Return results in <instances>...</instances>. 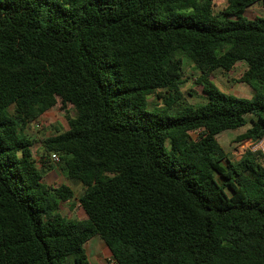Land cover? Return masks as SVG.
Returning a JSON list of instances; mask_svg holds the SVG:
<instances>
[{
    "label": "trees",
    "instance_id": "16d2710c",
    "mask_svg": "<svg viewBox=\"0 0 264 264\" xmlns=\"http://www.w3.org/2000/svg\"><path fill=\"white\" fill-rule=\"evenodd\" d=\"M225 1L217 15L213 0H0V264H90L95 236L118 264H264L262 155L234 162L218 141L264 137V17L245 16L264 0ZM239 62L251 98L211 79ZM59 100L69 129L40 156L77 198L44 181L25 133ZM75 198L85 220L61 212Z\"/></svg>",
    "mask_w": 264,
    "mask_h": 264
},
{
    "label": "rangeland",
    "instance_id": "374dc122",
    "mask_svg": "<svg viewBox=\"0 0 264 264\" xmlns=\"http://www.w3.org/2000/svg\"><path fill=\"white\" fill-rule=\"evenodd\" d=\"M214 3V12L217 15H220L222 9L226 6L225 0H213ZM247 14L245 15L248 19H255L256 17H264V6L261 4H255L250 7ZM247 66L245 63H239L232 71L225 72L223 70H217L213 73L211 79L214 83L223 91L228 94H235L237 97L248 98L244 96L251 95L253 96L254 92L252 89L245 85L238 83L237 80L243 75L246 71ZM201 72L195 68V66L184 57V78L183 84L181 86V91L184 96V100L187 104H191L194 107H198L206 103V95L202 91V87L197 83V78L200 76ZM245 88V90L243 89ZM149 105L151 108L155 105L160 104L161 102L156 98V95H151L148 98ZM68 114L71 117L75 116V111L72 106L67 108ZM8 115L11 117L15 116V107L12 106L8 110ZM66 111L62 109V104L59 100L58 104L49 110L42 118L30 124L26 129V135L34 141V157L37 162L38 167L44 176V181L52 186H59L61 184L69 185L76 198L83 192V186L79 183H75L66 179L63 172L58 167L57 162L51 161L46 165L42 164L41 152L42 145L41 142L50 136L57 134L58 132H65L69 129ZM249 126V125H248ZM247 126V127H248ZM247 127L242 128L237 131H227L222 133L218 137L219 143L224 147L228 153V157L231 161L237 162L242 156L250 149V142L239 143L233 142L236 136L244 133ZM198 133H192V137L196 138ZM261 162L264 163V160L261 157ZM226 162H224L225 164ZM228 193H231L230 190H227ZM72 200L71 202L63 203L61 206V212L66 215H75V218H78L80 212V204L77 199ZM70 209L69 210V207ZM98 241H101L98 237L93 238L90 241V247L94 244H97ZM88 254L90 255L91 263L94 264V260L91 254V249H87Z\"/></svg>",
    "mask_w": 264,
    "mask_h": 264
},
{
    "label": "crops",
    "instance_id": "0c3cea01",
    "mask_svg": "<svg viewBox=\"0 0 264 264\" xmlns=\"http://www.w3.org/2000/svg\"><path fill=\"white\" fill-rule=\"evenodd\" d=\"M251 10V9H247L245 15L247 14V12ZM259 17V16H258ZM263 17V16H262ZM254 19V18H253ZM239 63H244V62H239ZM238 63V64H239ZM237 64V65H238ZM246 64V63H245ZM236 65V66H237ZM235 66V67H236ZM247 66V65H246ZM241 84H245V83H241ZM247 85V84H245ZM248 86V85H247ZM245 90V88H243ZM253 91V90H252ZM232 95H235V94H232ZM244 97H248V98H251V95H248V96H244ZM47 113V112H46ZM45 113V114H46ZM44 114V115H45ZM43 115V116H44ZM42 116V117H43ZM41 117V118H42ZM34 153V152H33ZM48 184V182H47ZM69 210L70 209V206L68 207ZM70 218H73L75 220H85L87 218L86 214L84 213L83 209L80 207V212H79V217L78 218H75V215H68ZM99 238L101 241H98L97 244H94L92 247H90V241L93 239V238ZM91 240H89L86 245H85V250H86V253H87V256H88V259H89V262L90 264L91 263V259H90V255L88 254V251L87 249H91V252L93 254L92 257H93V260H94V264H118L113 258H112V253L111 251L109 250V248L106 246V244L104 243L103 239L100 237V236H95L93 237Z\"/></svg>",
    "mask_w": 264,
    "mask_h": 264
},
{
    "label": "built area",
    "instance_id": "2783aa9c",
    "mask_svg": "<svg viewBox=\"0 0 264 264\" xmlns=\"http://www.w3.org/2000/svg\"><path fill=\"white\" fill-rule=\"evenodd\" d=\"M250 142V141H249ZM250 151L254 152V153H260L262 155V158L264 160V137L262 139H260L257 142H250ZM51 160L54 162H58V157L53 154L51 156Z\"/></svg>",
    "mask_w": 264,
    "mask_h": 264
}]
</instances>
